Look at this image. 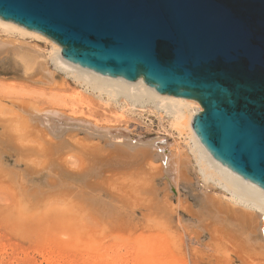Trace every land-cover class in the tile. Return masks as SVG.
Masks as SVG:
<instances>
[{
    "label": "rangeland",
    "instance_id": "rangeland-1",
    "mask_svg": "<svg viewBox=\"0 0 264 264\" xmlns=\"http://www.w3.org/2000/svg\"><path fill=\"white\" fill-rule=\"evenodd\" d=\"M1 31L0 43H12L13 47L0 52V264H166L163 232L149 228L145 219L150 212L139 193L143 181L137 186L133 177L140 169L145 177L139 176L151 180L148 183L153 184L160 200L169 199L176 208L174 224L179 228V213L192 225L179 203L198 207L203 182L196 168L193 184L167 188V180L158 175L165 165L161 159L160 163L153 161V168L135 167L120 162L124 152L108 145L104 138L88 137L84 126L72 129L77 135H51L48 140L44 128H38L40 122L29 124L28 118L30 113L55 111L75 121L85 119L97 128L125 131L128 141L149 145L151 150L156 143L168 152L186 151L188 140L179 137L167 120L161 121L149 107L131 111L125 109L124 101L116 105L86 93L66 76L64 70L69 68L50 61L48 43ZM15 47L39 55L41 65L32 73L25 72L13 54ZM16 113L24 117L22 128L27 130L15 128ZM215 190L221 193L220 188ZM209 242V236L201 245L185 238L170 264H214L189 257L192 247L209 256Z\"/></svg>",
    "mask_w": 264,
    "mask_h": 264
},
{
    "label": "water",
    "instance_id": "water-1",
    "mask_svg": "<svg viewBox=\"0 0 264 264\" xmlns=\"http://www.w3.org/2000/svg\"><path fill=\"white\" fill-rule=\"evenodd\" d=\"M70 64L195 100L205 149L264 189V0H0Z\"/></svg>",
    "mask_w": 264,
    "mask_h": 264
},
{
    "label": "bare ground",
    "instance_id": "bare-ground-1",
    "mask_svg": "<svg viewBox=\"0 0 264 264\" xmlns=\"http://www.w3.org/2000/svg\"><path fill=\"white\" fill-rule=\"evenodd\" d=\"M0 29L9 36L31 37L48 43L51 47L50 56L48 55L50 61L55 66L61 65L69 68L70 70H64L66 76L80 85L86 93L98 96L102 100L106 98L116 105L122 104L120 102L124 101L125 109L129 107L128 110L131 111L138 107H142V109L149 107V109H152L150 111L156 113L161 121L167 120L169 127L176 131L179 137L181 136L183 139L188 140L186 151L176 149L168 152L165 147H159L156 143L153 146L155 150H151L149 145L140 144L133 139L128 141L125 131L120 129L113 130L112 128L106 129L108 127L97 128L92 123L86 124L89 121L86 122L85 119L83 121H75L70 118L71 116L68 119L65 115L55 111L43 110L44 112L38 111L37 114L30 113L28 118L29 124L31 122H40L38 128H44L43 135L48 140L52 139L51 135L67 134L69 137V134L76 132L72 130L75 126H84L88 137L104 138L108 145L124 152L122 153L124 157H121L120 162L131 164L135 167L139 165L146 167L145 165H149L153 168L155 163L153 161L161 159L165 165L161 166V172H157L160 175L159 177L167 180V188L171 186H176L177 188V186L180 187L182 184H193V168H196L199 175L198 178L203 182L198 197V207L195 209L191 205L183 206L182 202L179 203V209L183 208L192 222L189 221L192 225L187 224L183 220L182 214L178 212L180 214L177 220L180 225L179 228L174 224L176 208L169 203V199L164 197L163 200H160L155 187H152L153 184L148 183L151 180L142 178L145 176L143 173V175L139 173L142 172L140 169L136 176H134L135 173L133 172V178L136 177L137 179V181L134 180V184L137 185L140 181H143L140 182L142 187L139 189V193L144 195L141 201L150 212L149 219L145 220L149 223L148 226L151 230L159 231L160 229L163 232L161 238L163 239V248L168 258V262H165L166 264L174 263V257L177 256L179 249L184 245L182 242L185 238H188L194 244L201 245L199 243L206 236L210 237L208 246L206 244L210 249V255L207 252L206 254L209 256L206 257L202 250L192 247L189 250L190 259H208L214 264H264V189L246 181L222 165L198 140L192 129L191 118L202 111L200 103L195 100L160 94L149 87L142 79L127 81L121 78L100 75L74 66L61 56V47L58 44L39 33L25 29L17 24L0 19ZM9 45L12 46L13 44L0 43V52L2 48L5 49ZM13 51L15 58L22 64L28 74L34 72L41 65L40 56L30 50L24 47H15ZM45 72L47 73V71ZM16 114L18 119L14 120L15 128L20 132L27 127L22 128L24 123L22 118L24 117H20L18 113ZM26 123L28 121H25ZM70 137L72 136L70 135ZM139 161L142 163L139 164ZM166 186L164 187L165 189H167ZM215 188H220L221 193L216 194L217 190ZM165 192L168 193V191ZM145 195L147 196L146 198ZM169 196L171 197V195ZM73 197H70L69 200H73ZM68 202L66 201L68 204L71 203L70 201ZM186 212L184 213L186 214Z\"/></svg>",
    "mask_w": 264,
    "mask_h": 264
}]
</instances>
